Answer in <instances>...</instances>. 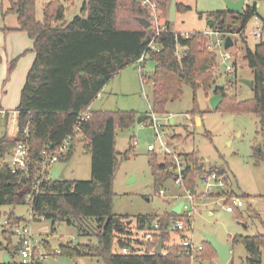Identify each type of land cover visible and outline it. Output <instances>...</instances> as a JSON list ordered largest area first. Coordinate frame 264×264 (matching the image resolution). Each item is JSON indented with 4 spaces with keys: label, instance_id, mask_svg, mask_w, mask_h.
Instances as JSON below:
<instances>
[{
    "label": "trees",
    "instance_id": "trees-1",
    "mask_svg": "<svg viewBox=\"0 0 264 264\" xmlns=\"http://www.w3.org/2000/svg\"><path fill=\"white\" fill-rule=\"evenodd\" d=\"M257 3L248 6L242 14L232 13V24L228 21V10L208 12L206 18L212 29L241 34L245 58L253 69L255 81L254 97L245 100H237L236 96L229 95L225 86H217L214 94H221L223 100L216 110L253 113L264 118V42L251 46L243 36L249 21L259 16ZM36 4L37 0H10L5 12L16 14V29L26 31L34 39L36 61L29 71L17 108L19 133L13 140L7 135L0 136V160L28 130L30 157L38 163L42 151L56 149L69 134L75 132L79 113L91 105L106 83L125 67L135 64L144 53H149L146 62L150 60L155 64L153 71L144 72L153 87L154 111L159 115L168 114L167 105L179 100L184 94V86L189 85L194 91L192 113H199L197 90L201 87L208 90L214 82L212 68L218 58L217 53L208 48L207 38L201 31L191 32L188 37L171 30L163 32L155 38L158 49L154 50L150 47L151 39L146 41L148 35L153 36L152 31L138 20V17L148 18L149 14L137 0H85L80 14L68 22L65 20L66 8L61 1L52 0L44 6L43 20L37 18ZM190 8L177 2V12ZM159 12L161 21L169 27L161 8ZM200 16L204 14L200 13ZM234 47L233 44L229 49ZM1 59L0 49V63ZM14 64L15 61L11 66L14 67ZM138 115L139 111L134 109L91 111L68 152L60 156V160H71L77 144L83 143L85 150L92 155V176L88 180L58 177L44 179L37 187L34 171L27 176L0 163V208L7 204H24L26 196L32 194L35 220L43 217L51 220L53 226L56 222H78L81 234L95 237V241L86 243H61L59 254L64 256H95L106 264H192L189 252L180 240L169 242L171 219L180 216L172 210L165 214H140L134 220V227L139 231L153 229L156 220L159 223V229L154 234L155 241L146 244L147 252L126 254L114 251L116 237L120 247L131 241L126 236L120 237L129 231L127 227L131 219L114 212V181L119 167L117 129L134 127ZM129 151L125 152V158H129ZM156 155L153 154L151 163L155 184L158 185L169 177L175 178L176 174L172 168V156L164 155L162 162H158ZM181 155L186 161L184 182L193 192L197 191L198 180L203 173L216 171L227 174L223 166L206 168L194 152ZM254 156L255 164L259 165L264 161V149L255 148ZM87 218H93L97 224L90 226ZM7 219L8 223L1 225L2 233L12 238L14 226L22 223L24 218L11 212ZM53 229L56 230L55 227ZM160 238H163V250L155 253ZM230 240L233 246L238 243L245 246L249 254L248 264H264V232L236 234ZM45 244L50 250V243L46 241ZM203 245L199 253L203 259L218 257L208 241L204 240ZM19 248L18 242L15 245L8 242L5 246L13 260ZM257 251L259 261L255 260Z\"/></svg>",
    "mask_w": 264,
    "mask_h": 264
},
{
    "label": "rangeland",
    "instance_id": "rangeland-1",
    "mask_svg": "<svg viewBox=\"0 0 264 264\" xmlns=\"http://www.w3.org/2000/svg\"><path fill=\"white\" fill-rule=\"evenodd\" d=\"M52 0H37L36 13L43 19L44 6ZM66 8V19L72 20L75 15L80 14L81 7L85 0H59ZM172 0H160L163 17L169 21V11ZM191 8L185 12H177V19L169 21L170 30L174 33L186 34L194 31L210 29L207 23L206 14L211 11L227 10L225 0H177ZM250 0H247V4ZM0 27L11 25L16 22V14H3V9L10 4V0H0ZM259 16H254L247 24L243 34L247 43L254 45L252 30L257 26L259 20H264V0L257 3ZM200 13L204 16L201 17ZM232 13L228 14V21L232 24ZM167 24V23H166ZM168 25V24H167ZM0 31L4 32L3 29ZM2 34V33H1ZM217 39L216 35H213ZM236 71L227 72L224 65L217 58L212 68L214 82L208 90L203 87L197 90V101L200 111L197 115L192 113L194 107V91L189 85L184 86L183 96L168 104V111L174 118V123L165 125V131L170 140V145L179 153H196L198 158L205 163L206 168L225 167L227 169L228 191L226 195L219 196L218 193H204V185L198 180V190L202 202L193 218V236L197 243H203L205 237L203 232L214 234L218 239L226 243L230 237L236 234L256 235L264 232V161L259 165L255 164V148L264 149V118L253 113H233L221 109L214 110L210 97L214 94L217 86H225L229 95L236 96L237 100H245L254 97L253 88L247 85L244 80L253 79V69L245 58V45L238 36L234 37ZM218 61L220 66L218 67ZM154 62L148 60L144 65V72L154 70ZM218 67V68H216ZM145 79L144 88L141 82V75L138 65L133 64L125 67L116 73L108 83L106 91L101 97L93 101L94 109L108 108L117 109H139L141 101L145 99V93L152 101L153 87ZM124 85L127 95L118 93V87ZM115 91V92H114ZM187 115L192 119H187ZM164 116V115H163ZM201 124H197V118ZM145 134L138 136V131ZM3 128L0 127V136ZM209 135V136H208ZM156 132L148 119L132 128L117 129V151L119 167L114 181V212L119 215L129 216V227L131 233L122 234L120 237H127L133 241L134 237H140L141 232L134 227L138 215L159 213L165 214L172 210L173 205L178 203V196L183 198L185 189L174 177H169L163 183L156 185L152 170L151 160L156 153L157 161L162 162V153L150 151L148 146L156 143ZM130 150L129 158H125V152ZM2 160H0V163ZM64 171L65 177L70 180H88L92 176V155L86 151L83 143H78L76 152L71 160H60L50 167V174L57 178ZM160 188L165 190L160 193ZM247 195V196H246ZM225 196L226 198L221 199ZM242 198L244 205L234 211H228L222 203H228L232 197ZM0 219H7L11 212L24 218L33 232L35 238L45 241L47 239L50 247H59L61 243L76 238V243L95 241V237L81 234L79 223L69 224L67 222L53 223L49 219H32V205L30 202L18 205H3L0 208ZM90 226L97 222L93 218H87ZM56 228V230L53 229ZM3 226L0 225V263L4 262V254L7 251L5 246L8 242L14 245L18 241L16 234L12 238L3 235ZM170 231V230H169ZM170 243L179 241L180 234L171 232ZM115 238L114 251L121 252ZM45 244V243H44ZM52 245V246H51ZM47 250L49 248L46 246ZM51 250V249H50ZM248 252L241 243L232 247V257L227 263H223L219 257L205 260L199 254L191 259L192 264H248ZM17 260L18 255L14 256ZM44 264H106L102 259L95 256L68 257L61 254L49 255L44 259Z\"/></svg>",
    "mask_w": 264,
    "mask_h": 264
},
{
    "label": "built area",
    "instance_id": "built-area-1",
    "mask_svg": "<svg viewBox=\"0 0 264 264\" xmlns=\"http://www.w3.org/2000/svg\"><path fill=\"white\" fill-rule=\"evenodd\" d=\"M141 7L145 8L149 14L148 19L151 22L150 30L153 33L151 36L150 47L152 49H158L154 43L155 38L163 32L170 31L168 25L161 21V15L159 12L160 9V0H137ZM258 0H250V3L247 4V0L244 3V10L248 6L253 5ZM191 33V32H190ZM190 33L182 34L185 37H188ZM202 33L206 36L208 42V48L219 55L221 63L224 65L227 72L236 71L237 63L235 62V52L225 47V41L227 36H231L236 45L234 37L238 36L241 38L240 33L233 32H221L216 29H206ZM213 35L217 36V39H214ZM252 38L255 42H264V20L261 18L257 26L252 30ZM149 58V53H144L135 64L138 65V70L141 75V82L144 88L145 79L143 77L144 65L146 60ZM220 66V61H218V67ZM216 67V68H218ZM100 93L97 95L99 96ZM146 101V111L150 114V122L152 127L156 132V143H152L148 146L150 151L162 153L163 155H170L174 159V165L172 168L175 172V180L180 183L181 186L185 189V194L183 198L178 196V203L183 201V207L179 217H174L171 219L169 230L173 233H178L182 237L180 238V243L183 247L187 249L191 259H195L196 256L203 250V243H197L194 240L193 236V218L195 212L198 210L202 202H206V198H201L199 195V190L193 192L191 189L187 188L184 182V168L186 161L184 160L181 153L177 152L170 145V140L166 135L165 125H170L174 123V118L170 115H159L157 114L152 105V101L148 99L145 93ZM91 105L83 109L78 116V120L75 124V132L69 134L64 141L56 147V149L47 148L41 153V160L38 163H34L30 157V144H29V134L28 130L25 131L24 137L19 139L15 146L8 152L5 158L1 163L8 165L9 169L14 172H20L27 176L33 174L36 180V185L39 187L42 180L44 179H55L50 174V167L60 161V156L65 155L73 140L75 139L76 134L81 133L82 123L91 116ZM17 113V112H16ZM187 119H192V116L187 115ZM17 135L19 133L20 127L17 124ZM58 178V177H57ZM200 183L204 185V193H220L228 191V178L227 174H219L216 171L205 172L199 177ZM160 193L164 194L165 190L160 189ZM226 198L225 196L221 199ZM34 196L28 194L26 200L32 202ZM225 206V209L228 211H234L235 208L241 207L244 205L242 198L233 197L228 203H222ZM32 219H34V210L32 208ZM43 218V217H42ZM8 223V219L4 221L0 219V225ZM159 229L158 221L153 222V229H143L140 230V237H134L133 241L128 242V244L121 247V252L130 254V253H145L147 252V243L155 241V232ZM15 234L18 236V244L20 245L18 251V259H11L9 262H4L0 264H35L36 261H44L49 255L59 254L61 252V247L52 248L47 250L44 242L35 238L33 232L31 231L28 222L23 221L17 226H14ZM70 243H76V238L68 241Z\"/></svg>",
    "mask_w": 264,
    "mask_h": 264
},
{
    "label": "crops",
    "instance_id": "crops-1",
    "mask_svg": "<svg viewBox=\"0 0 264 264\" xmlns=\"http://www.w3.org/2000/svg\"><path fill=\"white\" fill-rule=\"evenodd\" d=\"M9 5L2 10L5 16L7 15L5 14V12L9 8ZM37 18L41 20L39 16H37ZM65 20L67 22L70 21L68 19ZM17 26H18V21L16 18V22H14V24L11 25L6 24L4 28L0 27V29L1 30L3 29L4 31V32L0 31V49H1V57H2L0 63V127L3 128V132L1 136L7 135L8 138L12 140L17 137L16 112L21 102L22 90L26 84L29 71L31 70V68L33 67L36 61L34 39L31 38L26 31L16 29ZM14 61L15 64L14 67H12L11 65ZM109 81L99 92L100 95L97 96L96 98L101 97L102 92L106 91ZM117 90L118 93L117 91L114 92L116 94L120 93L122 96H125L129 93L126 92L125 87L124 85H122V83ZM92 103H91V108L94 109ZM101 109L111 110L108 108H101ZM123 110H128V109H123ZM136 110L139 111V109ZM167 110H168V105H167ZM168 114H170L169 111ZM196 120L198 125L201 124V119L199 117ZM177 204H174L173 207L176 206ZM239 208L240 207H237L235 208V210ZM45 240L48 241L47 239ZM43 242L45 243V241ZM6 253L8 252L6 251L5 254ZM5 254H4V258H5Z\"/></svg>",
    "mask_w": 264,
    "mask_h": 264
},
{
    "label": "water",
    "instance_id": "water-1",
    "mask_svg": "<svg viewBox=\"0 0 264 264\" xmlns=\"http://www.w3.org/2000/svg\"><path fill=\"white\" fill-rule=\"evenodd\" d=\"M227 4V10L230 13L233 14H242L244 12V3L245 0H225ZM177 19V0H172L171 5H170V11H169V21L173 22ZM138 20L144 25L146 29L150 28L151 22L149 21L148 18L146 17H138ZM151 36L148 35L146 38V41H150ZM234 44L233 38L231 36H227L226 41H225V47L229 48ZM244 82L249 85L251 88H254L255 81L254 79L250 80H244ZM223 100V96L221 94H213L210 97V102L212 105V109L216 110ZM147 105L145 99L141 101L140 107H139V115L137 117V123L141 124L145 120L150 118V114L147 113L146 111ZM145 133L140 129L138 131V136H142ZM59 178H65V173L64 171L60 174ZM184 202L180 201L176 206L172 208V211H174L177 214L181 213L182 207H183ZM203 236L205 237V240L208 241L215 251L218 254V257L221 259L223 263H227L231 257H232V247H233V242L228 241L226 243L221 242L218 237L214 234H209L203 232ZM163 250V238L159 239V242L156 246L155 253H161ZM255 260L259 261L260 256H259V251L256 252ZM10 261V256L9 253L5 254L4 262H9ZM35 264H44L43 261H36Z\"/></svg>",
    "mask_w": 264,
    "mask_h": 264
}]
</instances>
